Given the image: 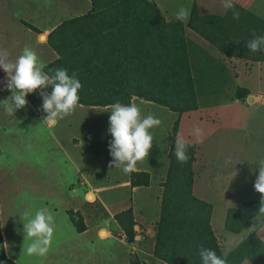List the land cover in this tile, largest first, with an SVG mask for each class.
Instances as JSON below:
<instances>
[{"label": "rangeland", "instance_id": "1", "mask_svg": "<svg viewBox=\"0 0 264 264\" xmlns=\"http://www.w3.org/2000/svg\"><path fill=\"white\" fill-rule=\"evenodd\" d=\"M46 1H49L48 6H46ZM81 1L84 2V0ZM191 1L194 4L197 3L199 14L217 13L221 6L220 0H210L209 5H206L207 0ZM245 1L247 3H243V7L248 6L246 11L264 21V0H255L253 4L249 3V0ZM69 2L70 0H42L41 5L43 9L48 8L47 12L55 11L52 13L50 21L53 19L59 21L67 18L66 16H69L73 11L68 8ZM249 4L251 5L249 6ZM215 5L218 6L217 11H215ZM110 12V10L104 11V16L107 19H111ZM13 14L17 16L22 13L9 6V3H6L5 6L0 5V28L4 29L12 25ZM36 22L38 24L41 21ZM107 22L110 23V21ZM17 27L14 26L12 28L14 31H11L5 38L0 31V48L7 49L13 60L21 54L22 49L27 45V43L24 45L20 43L23 48L17 50L15 49L17 43L10 42L11 33L16 32ZM251 71L249 73L251 78L247 79V76L240 75L234 81V85L232 83L226 85L227 83L221 82L220 84L207 85L208 88L201 91L196 90V95L199 94L196 98L199 110L195 118L192 114L187 115L180 127V133L186 140L192 142L190 145L194 146V154L197 155L200 165V170H197L196 173L193 171V181L198 189L196 195H204L214 202L216 214L213 229L217 236L225 239L224 251L222 250L224 255L233 250L251 232L249 229L240 234H233L221 227L225 218L224 207L239 208L241 206L240 202L243 197L236 193H241L239 189L242 188V179L239 173L234 177L233 175L234 171L236 173L238 170L239 150L244 145L241 134L244 129L249 128L245 126L246 123L250 124L243 121L244 112L241 113V106L235 101L231 102L230 99L236 97L237 88H248L250 92L264 93V67L258 69L254 66ZM155 72H150L149 75L155 74ZM259 74L261 82L257 81ZM5 76L6 74L0 69V200L3 199L9 206L5 212L9 219L4 227L9 259H16V264L39 263L36 258L26 252L31 241L24 238L23 223H26L27 220L23 214L27 210L34 215L36 210L46 207L53 214L55 221L52 246L59 241L60 243L64 242L67 246L84 247L88 245L90 250L91 242L94 244L98 242L94 247V251L97 253L90 264H115L111 261L119 253L118 244L110 241L102 242L97 239L98 225L109 228L110 220L107 217V212H118L123 206L133 204L135 209L141 213L140 217L144 219L146 217L153 218L154 214L159 213V207L158 203L152 200V192L151 194L144 193L141 196H131L127 188L117 185L122 181L116 174L118 173L117 168L109 169L108 167L112 159L108 151L109 141L112 139L108 134L110 113L107 112L108 110L91 111L88 108L77 107L72 115L58 121L54 127H48L43 122L46 114L41 110L42 99L37 91L26 96V107L17 110L12 118L6 114L5 105L2 104L11 95L4 89ZM46 91L51 93L49 88ZM205 99H212L213 102H207ZM252 120L254 119L248 121ZM71 121L80 126L76 133L81 137L80 140L83 143L80 147L75 146L74 140L72 143V139L69 137L75 131L70 130ZM197 125L204 130L202 143H196L189 135L191 129ZM261 126L264 127L263 120ZM257 127V123L250 126L251 129ZM82 132L87 133V136H95L97 141L87 142L81 135ZM164 132L163 130L162 133ZM151 134L153 138L156 137L155 132L151 131ZM155 142L156 140L153 141L151 150L156 149L155 151L164 153V147L159 146V142L155 145ZM94 150L100 151L102 154L94 155L92 153ZM66 152L73 155V166H71ZM228 158H231V163L226 164L225 161ZM79 162L83 166L86 165L87 168L90 165L93 166L90 168V172H93L91 174L94 176L95 182H100L103 186H112L101 194L100 203L83 204L82 210L94 216L86 222L88 234L80 237L75 230H72L69 221L62 219L63 215H61L62 209L74 208L75 204V201L69 202L66 195H63L67 191H64V187L72 184L73 188L77 190L76 196L79 200L83 198V192L86 190V186L79 185L80 183L85 184L84 177L82 178L76 171ZM243 190L245 194L246 189ZM229 192H233L235 195L232 202H228L226 198L225 201L223 200V195ZM246 194L261 197L255 190L248 191ZM57 226L60 228L59 231H62V236L58 232ZM105 248L109 250V256L104 254ZM126 249L129 257H133L132 255L138 250V245L135 248L128 246ZM57 250L58 248L54 247L51 251L55 253ZM102 250L103 257H100L99 252ZM137 254L139 253L137 252ZM122 260L119 258V264ZM52 264L73 263L62 260V263L54 262Z\"/></svg>", "mask_w": 264, "mask_h": 264}, {"label": "trees", "instance_id": "2", "mask_svg": "<svg viewBox=\"0 0 264 264\" xmlns=\"http://www.w3.org/2000/svg\"><path fill=\"white\" fill-rule=\"evenodd\" d=\"M90 2L92 6L90 13L63 22L48 35L47 42L59 58L43 68L49 74L57 68L67 69L69 75L75 72L82 84L79 104L84 106L105 107L117 101L128 104L132 97H137L178 113L193 111L197 108L189 55L193 43L189 42L186 30L202 36L219 51H225L228 57H242L243 51L247 50L245 43L252 38L253 32L256 35H264V21L241 7L243 4H238L239 0H233L234 10L240 14L239 20L232 18L231 10L223 15L201 16L193 4L186 24L166 23L156 5L148 0H90ZM105 10L111 11L109 14L111 19L104 16ZM107 21L115 22H110L112 25L109 27ZM118 21H123V24L115 31L126 32L131 26L134 29L130 33L136 34V66L132 68V74L129 76L104 73L93 64L95 59L81 56V52L89 50L90 47L80 39L81 35L87 34L89 39H92L97 34L98 27L107 26L111 29L118 25ZM231 26H235L233 31L230 30ZM236 39L243 42V48H239L240 42ZM145 47L147 51L151 47L154 54L153 58L146 60V65L145 59L139 57ZM91 50L95 51V42L91 43ZM257 59L264 60V56H258L254 60ZM144 65L145 67L151 65V72L156 71L155 74H144L142 72ZM115 77L122 78V82L112 87L110 83ZM128 78L136 81V84L128 83ZM106 81L109 83H105ZM49 89L51 91L50 87ZM246 94L247 91L238 90L235 98L243 99ZM172 131L174 139L168 153L169 167L162 185L160 216L154 229V257L167 264H201L198 250L203 246L225 258L226 264H242L245 259L251 264H264V243L252 231L233 250L226 255L223 254L210 225L211 205L192 194L194 146L188 147L187 163H179L174 155L177 123L173 125ZM130 177L131 187L149 184V176L146 173L132 172ZM259 203L257 200H251L243 202L239 208L229 209L224 229L233 234L249 230L253 217L257 215ZM67 214L76 232H84L86 226L81 213L69 210ZM114 220L127 242L133 243L136 233L132 209L128 208L115 214ZM0 264H16L6 256L1 227ZM130 264L139 262L133 260Z\"/></svg>", "mask_w": 264, "mask_h": 264}, {"label": "crops", "instance_id": "3", "mask_svg": "<svg viewBox=\"0 0 264 264\" xmlns=\"http://www.w3.org/2000/svg\"><path fill=\"white\" fill-rule=\"evenodd\" d=\"M149 2H152L156 5L157 9L159 10L163 20L166 23H176L180 22L176 19V13L181 7L189 8L191 12V8L194 3H192L191 0H168V1H161V0H148ZM255 0H249V3L253 4ZM42 0H0V5L5 6L6 3H9V6H12L15 10L21 11L22 14H19L17 16H14L13 14V21L12 25L7 28H0V31L3 34V38L8 37V34L11 31H14L12 29L14 26H18L16 28V32H12L10 39V42L17 43L15 45V49L21 50L23 47H21L20 43L23 45L27 43L26 46L32 48L36 54L39 57L40 62L43 65V68L47 65H50L54 61H56L59 56L54 51L50 45L47 42L48 35L56 29L59 25H61L63 22H66L67 20L82 17L84 15H87L90 13L91 10V2L90 0H84L82 3L81 0H70L68 4L70 6L71 14L69 16H66L67 18L60 19L59 21H56L53 19L50 21V18H52V13H55V11L47 12L48 8L45 9L42 8L41 5ZM51 2V1H50ZM196 3V2H195ZM206 5H209L210 0L206 1ZM247 3L245 0H239L238 4ZM49 1H46V6H48ZM249 4V6L251 5ZM197 11L198 6L197 3L195 4ZM216 6V5H215ZM211 7V6H210ZM243 7V5H241ZM244 8V7H243ZM245 8H248L245 7ZM218 6H216L215 11H217ZM219 12L214 14H199L201 16L204 15H223L225 11L223 10L222 6H220V9H218ZM199 13V12H198ZM58 20V19H57ZM36 21H41L37 24ZM111 23H114L115 21H110ZM14 23V24H13ZM108 23V26L110 27L112 24ZM123 21H118V25L114 28H107V26L98 27L97 34L94 35L92 39H89V35L84 34L80 36V39L88 46L89 50L81 52L82 58H88L90 57L92 60L95 59L93 64H96L104 73H113L115 75H123L127 74V76L132 74V68L136 66V56H137V50H136V34L130 33V31H133L134 27L131 26L128 27L127 31L124 32V30L121 31H115L116 28L119 25H122ZM186 24V23H182ZM235 29V26H231L230 30L233 31ZM112 31V32H110ZM129 32V33H127ZM71 32H67L69 34ZM19 34V36H17ZM186 36L189 38V42L193 43L189 55H190V68H191V75L193 79V85L195 90L201 91L204 89H207V85L212 84H220L227 83L233 84L234 81L238 78L240 75H245L247 79L251 78L249 73H251L252 68L256 66V68L259 69V67H264V60L257 59L254 60L256 57L263 55L264 52H257V53H251L248 50H244V55L241 57H235L234 56H226L225 51H219L215 46L210 44L207 40H205L202 36L196 34L195 32L187 29L185 32ZM44 38V39H42ZM230 39V36H229ZM16 40V42H14ZM240 43L238 44L239 48H243V42L239 39H236ZM229 41V40H228ZM95 42V51H90L91 43ZM238 48V49H239ZM139 57H142L145 59V65L146 60L151 59L154 57L153 50L150 47V50L147 51L146 47L142 49L141 53L139 54ZM91 64V65H93ZM143 66L142 72L144 74L150 73L151 71V65L149 67ZM135 72V71H134ZM252 77H254L252 75ZM125 78V77H124ZM256 78V77H255ZM130 84H136V81H133L131 78H128ZM257 81L261 82V76L260 74L257 76ZM122 82V78L115 77L113 82L110 83L112 87H116V83ZM105 83H109V81H106ZM50 90V89H49ZM241 90L240 88H237L236 91ZM243 90L247 91L246 97L243 99H230L231 102L235 101L238 105L241 106V113L244 112V116L242 117L243 121H247L250 124L246 123V127H249L247 129H244L242 131V137L244 139V145L239 150V160H238V170L236 174H240V177L242 179V188L239 189L241 193H236L242 195V200L240 204L242 205L243 202L251 201V200H257L260 202L261 197L259 196H248L246 193L248 191L254 190V182L258 176V166L259 162L261 160H264V127L262 128L261 122L264 121V93L263 92H250L248 88H244ZM236 92V95H237ZM243 92V91H242ZM199 95V94H198ZM197 95V96H198ZM207 102H211L212 99H205ZM141 99H137L138 106L141 109V115L146 116L148 113H152L155 117L159 118L162 123L160 126L152 129L151 131L156 133V137L153 138V141L156 140L155 145L157 142H159V146L164 147V153L163 152H157L154 149L150 150L149 156L147 159H145L143 162H140L137 164V170L134 172H141L146 173L149 176V184L148 186L143 187H131L130 184V174L123 173L122 170L117 168L118 176L122 179L121 182H119L117 185L122 186L124 188H127L129 190V193L131 196H141L144 193L151 194L152 192V200L153 202L158 203L159 207V213L154 214V217H146L143 219V217H140V212H138L133 204L125 205L122 208L119 209L118 212L114 213H108L107 217H109L110 224L109 228H106L102 225H98L97 227V239L102 242H113L115 244H118L119 253L114 256L113 263L119 264V258L123 259L120 264H130L133 260L138 261L139 264H167L163 262L160 259H157L153 255V249H154V229L155 224L159 219L160 216V206H161V198H162V185L166 180L168 167H169V148L172 144V141L174 139L173 135V125L177 123V132L180 133V127L181 124L187 115L192 114L195 118L199 108L197 107L193 111L189 112H183L178 113L175 111H172L168 109L167 107H164L162 105L156 104L154 102H149L142 100L143 103H140ZM215 101V100H214ZM213 102V101H212ZM78 108H88V110H108V107H100V106H84L80 105ZM254 119L252 121H248ZM253 123H257L258 127L256 129H251L250 126ZM48 125V124H47ZM56 125V124H55ZM55 125H48V127H54ZM77 124L73 123L71 121L70 130L74 131L72 134H70V138L72 139V143L74 140L75 146L80 147L82 146L80 143V138L78 136L77 130L80 129V126H76ZM94 128V126H93ZM165 131L162 133V131ZM91 131V130H90ZM89 133V132H88ZM101 134V133H99ZM98 134V135H99ZM83 138L87 142H96L97 138L93 135L87 136V133L81 134ZM188 141V140H187ZM189 145L192 144V142L188 141ZM83 144V143H82ZM227 150V149H226ZM94 155H101L102 152L94 150L92 152ZM67 157L71 161L74 160V157L72 154L67 153ZM197 155L194 154V160L192 163V174L193 171L196 173L197 170H200V165L198 164ZM81 162L77 164V174H80L82 178L84 177L85 184L80 183L81 186H86V190L83 192V198L79 200L77 198L76 193L77 190L73 188V185H66L64 187L65 193L63 195H66L69 202L75 201L74 208L70 209H62L61 215H63L62 219H67L69 221V225L72 226V230H75L74 226L72 225L67 212L69 210H72L74 212H80L84 224L86 226V229L82 233H78L77 235L84 236L88 234V227L86 222H88V219L93 217L94 215H91L89 213H86L82 210L83 204H97L100 203V197L103 192H105V189H108L112 186H103L100 182H95L94 176L91 174L93 172H90V168L93 166H89V168L83 166ZM201 169H203V166H201ZM86 172V173H85ZM90 173V175H88ZM89 177V179H87ZM194 177V176H193ZM203 186V185H202ZM245 194H244V190ZM152 190V191H151ZM237 190V188H236ZM243 190V191H242ZM196 191L198 192L197 185L192 182V194L195 198L204 201L206 203H209L212 207V214H211V220L210 225L212 228V231L214 233V236L216 237L218 244L220 245L221 249L224 251V237L217 236L216 231L213 229V221L214 216L216 214V208H214V202L213 200H209L204 195H196ZM90 195H92V201L90 200ZM224 196L228 202H232L234 198L233 192H229ZM214 198V196H213ZM239 204V205H240ZM8 205H6L5 201L2 199L0 200V227L2 232V238L4 245L6 244V235L4 227L6 225L7 220L9 219L8 216L5 214L6 210L8 209ZM128 208L132 209L133 215H134V231L136 233V236L134 238L133 243L127 242L126 238L121 237L120 234H122L118 224L114 220V215L122 212ZM231 209V207H224L225 211V218L223 220L222 228H225V219L226 214L228 210ZM252 224H254L253 228H250L252 232L256 234V236L264 243V220L261 221H252ZM252 227V226H251ZM58 232L62 236V231H59L60 228L57 226ZM76 231V230H75ZM98 243V242H97ZM97 243L94 244L91 242L92 246L90 247V250L88 248V245L81 247L79 245H65L64 242H56L51 247L48 252V254L44 257L35 256L32 255L33 258H36L37 261L40 264H52L54 262H61L62 260L72 262L73 264H81V262L90 264L92 263L97 251H94V247L97 246ZM138 245V250L135 252L132 256L129 257L128 251L126 248L128 246H131L132 248L136 247ZM57 247L58 250L53 253L51 250ZM5 253L6 256L9 258L6 246ZM106 252L104 253L106 256L110 255L109 250L105 248ZM72 252V253H70ZM100 257H103V250L99 252ZM225 253V252H224ZM227 254V253H226ZM131 256V254H130ZM13 262L16 263V259H10ZM54 260V262H53ZM38 263V264H39Z\"/></svg>", "mask_w": 264, "mask_h": 264}, {"label": "clouds", "instance_id": "4", "mask_svg": "<svg viewBox=\"0 0 264 264\" xmlns=\"http://www.w3.org/2000/svg\"><path fill=\"white\" fill-rule=\"evenodd\" d=\"M225 12L232 11V18L239 20V12L234 10L233 0H220ZM191 12L189 8L181 7L176 13V19L187 23ZM245 47L251 53L264 52V35L252 33V38L245 43ZM235 58V57H233ZM0 69L6 74L4 89L11 95L2 102L5 105V112L14 118L17 110L27 105L26 96L39 92L42 99L41 110L45 113L43 122L48 125H55L58 121L72 115L80 106L79 91L82 84L73 72L68 74L67 69L57 68L51 74L43 70V65L36 52L25 46L21 54L13 60L5 48H0ZM51 88L49 94L46 89ZM137 97H132L128 104L119 101L108 105L110 113L108 120V134L112 137L109 141L108 151L111 161L109 169L118 168L125 174L137 170V164L148 158L153 145L151 130L160 126L162 121L152 113L146 116L141 115ZM140 103H143L141 100ZM189 135L196 143H202L204 130L200 126H194ZM82 145V141H80ZM189 143L181 133H176L174 141V155L181 164L187 163L189 156L187 150ZM226 164L231 163V158L226 159ZM236 175L234 171L233 177ZM254 190L261 196L254 221L264 220V160L259 162L258 176L254 182ZM27 220L23 223L24 238L31 243L26 252L28 255L44 257L48 254L55 231L54 216L48 208H40L33 215L30 211L24 212ZM254 224H252L253 228ZM4 246L8 247L7 244ZM201 264H226V259L218 256L210 248L200 246L198 250ZM243 264H250L248 259Z\"/></svg>", "mask_w": 264, "mask_h": 264}, {"label": "built area", "instance_id": "5", "mask_svg": "<svg viewBox=\"0 0 264 264\" xmlns=\"http://www.w3.org/2000/svg\"><path fill=\"white\" fill-rule=\"evenodd\" d=\"M120 236H121V237H123V238L125 237L123 233H122V234H120Z\"/></svg>", "mask_w": 264, "mask_h": 264}, {"label": "bare ground", "instance_id": "6", "mask_svg": "<svg viewBox=\"0 0 264 264\" xmlns=\"http://www.w3.org/2000/svg\"><path fill=\"white\" fill-rule=\"evenodd\" d=\"M90 200L92 201V196H90Z\"/></svg>", "mask_w": 264, "mask_h": 264}]
</instances>
